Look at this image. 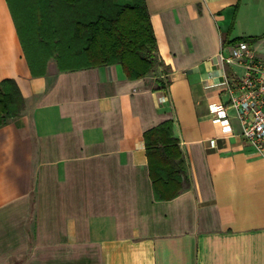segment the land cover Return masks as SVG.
Segmentation results:
<instances>
[{"label": "crops", "instance_id": "obj_1", "mask_svg": "<svg viewBox=\"0 0 264 264\" xmlns=\"http://www.w3.org/2000/svg\"><path fill=\"white\" fill-rule=\"evenodd\" d=\"M145 4L162 69L128 78L51 59L33 75L0 0V80L24 98L0 126V264H264V159L233 109L229 128L210 110L227 102L221 46L264 48V0ZM167 119L189 185L156 200L143 132Z\"/></svg>", "mask_w": 264, "mask_h": 264}, {"label": "trees", "instance_id": "obj_2", "mask_svg": "<svg viewBox=\"0 0 264 264\" xmlns=\"http://www.w3.org/2000/svg\"><path fill=\"white\" fill-rule=\"evenodd\" d=\"M16 1L22 7L30 51L24 46L9 1L8 4L33 75L44 72L49 59L44 56L52 50L59 69L119 63L128 78L143 77L162 64L145 0H37L26 5L22 0ZM55 1L66 5V11L60 12L63 26L60 32L49 33L50 38L56 37L55 41H45L44 34L38 31L42 22L40 14L50 11ZM257 38L238 37L231 41ZM157 83L164 87L162 80ZM23 107L24 98L16 81L1 79L0 126L19 115ZM143 139L154 199L175 197L189 185V180L178 139L172 133V121L167 119L146 129Z\"/></svg>", "mask_w": 264, "mask_h": 264}, {"label": "built area", "instance_id": "obj_3", "mask_svg": "<svg viewBox=\"0 0 264 264\" xmlns=\"http://www.w3.org/2000/svg\"><path fill=\"white\" fill-rule=\"evenodd\" d=\"M219 59L231 73L222 82L227 102L211 105L212 119L229 128L226 109H233L240 136L264 159V48L238 40L222 45Z\"/></svg>", "mask_w": 264, "mask_h": 264}, {"label": "rangeland", "instance_id": "obj_4", "mask_svg": "<svg viewBox=\"0 0 264 264\" xmlns=\"http://www.w3.org/2000/svg\"><path fill=\"white\" fill-rule=\"evenodd\" d=\"M8 1L10 3V6L14 14V17L16 19V22L18 23L20 35L22 37L24 46L27 48L28 51H30V41L28 40V35H27L26 28L23 22L22 7L20 6V4H18L16 0H8ZM22 1L24 2V5H26L25 3L27 2H30L33 4L37 0H22ZM82 8L84 9L85 5H83ZM61 11H66V5H64L62 2L55 1L54 5L51 6L50 11L45 10L44 12H42L43 14H40L42 15L41 17L42 22L39 26L38 31L44 34L42 35V37L45 39V41L53 42L56 40V37L50 38L49 33L56 34V32L57 33L60 32L59 29H61V27L63 26V24L61 23V19H60ZM258 32H261V31L254 24L252 25V27H247L242 24L240 29L237 31V34H242V35H247L249 33L259 34ZM39 38L42 40L41 37ZM44 53L45 51L43 49V54ZM44 57L49 58L48 60L50 59L55 60V51L52 50L50 51V53L46 52V55ZM156 66H157V69H159V71L162 69L161 66H158V65Z\"/></svg>", "mask_w": 264, "mask_h": 264}]
</instances>
